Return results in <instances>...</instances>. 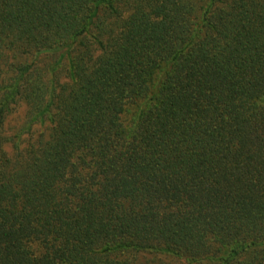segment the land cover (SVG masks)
<instances>
[{"label":"trees","instance_id":"1","mask_svg":"<svg viewBox=\"0 0 264 264\" xmlns=\"http://www.w3.org/2000/svg\"><path fill=\"white\" fill-rule=\"evenodd\" d=\"M0 264H264V0H0Z\"/></svg>","mask_w":264,"mask_h":264},{"label":"rangeland","instance_id":"2","mask_svg":"<svg viewBox=\"0 0 264 264\" xmlns=\"http://www.w3.org/2000/svg\"><path fill=\"white\" fill-rule=\"evenodd\" d=\"M63 70V73H61L62 80L65 79V70L60 67V70ZM29 119L28 114V106L24 102H19L16 104L11 111L10 114H8L6 123H5V129L7 133L13 134L19 130L20 127H22L23 124L27 122ZM45 124H42L41 121H33L30 125L31 132L37 133L38 131L42 130L44 128ZM25 135V134H24Z\"/></svg>","mask_w":264,"mask_h":264}]
</instances>
